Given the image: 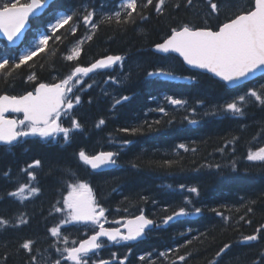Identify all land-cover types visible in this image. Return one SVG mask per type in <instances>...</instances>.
<instances>
[{
	"label": "trees",
	"instance_id": "1",
	"mask_svg": "<svg viewBox=\"0 0 264 264\" xmlns=\"http://www.w3.org/2000/svg\"><path fill=\"white\" fill-rule=\"evenodd\" d=\"M144 2L138 0L139 4ZM121 3L55 0L40 17L31 20L21 44L30 47L36 32L45 31L50 37L47 49L19 69L0 71V95L18 96L33 91L38 83L58 82L77 64L86 67L108 55L123 57L83 78L84 90L78 92L81 103L70 115L61 117L64 127H70L72 118L81 124L67 142L62 133H57L53 137L30 135L14 145L0 146V217L8 220L7 225L0 226V264H27L29 254L20 248L25 240L34 241L32 255L39 264H52L59 258L57 248L72 246L73 241L97 229L72 222L62 225L58 238L48 232L64 219V214L54 212L53 206L62 207L66 185L74 182L69 179L73 173L89 184L93 197L105 208L106 225L116 226L114 221L141 212L155 224L145 240L103 244L89 254L92 259L109 264H120L121 260L124 264H264V238H260L264 229L256 233L264 225V162L247 159L249 151L264 146V105L246 97L240 105L242 115L222 109L250 88L261 90L264 74L228 88L209 75L187 69L175 56L151 50L170 35L172 28L183 24L215 30L230 8L246 7L248 0L223 4L219 21L207 16L205 0H193L192 7L186 0H166L163 13L157 14L150 6L143 10L147 19L136 15L134 23L103 21L120 11ZM177 4L180 7L174 6ZM85 8L95 10L96 30L75 18L55 34L46 29L57 13L71 15L79 10L82 14ZM77 46L80 57L67 61L65 56ZM18 51L0 41V57L18 60ZM160 69L173 72V76L148 75ZM29 75L36 79L29 81ZM122 96L130 99L114 108L115 100ZM169 96L185 103L172 105L166 99ZM100 119L105 123L97 127ZM121 128L139 131L125 133L119 131ZM126 140L130 143L125 145ZM81 149L88 154L119 152L117 166L105 172H90L78 159ZM35 160L41 161V167L34 169L37 180L32 183L41 192L23 202L9 196L19 184L28 183L22 170ZM192 187L196 193L189 191ZM181 207L186 215L173 216L163 223ZM249 207L253 211L249 212ZM20 219L27 223H19ZM252 234L258 235L257 241L243 242L244 236ZM225 243L231 247L217 257ZM112 253H116L115 258ZM179 256L185 260L180 261Z\"/></svg>",
	"mask_w": 264,
	"mask_h": 264
},
{
	"label": "snow or ice",
	"instance_id": "2",
	"mask_svg": "<svg viewBox=\"0 0 264 264\" xmlns=\"http://www.w3.org/2000/svg\"><path fill=\"white\" fill-rule=\"evenodd\" d=\"M166 0H145L139 4L138 0H123L121 10L114 12L112 15L103 18V21L111 24L113 20L117 25L134 23L136 15L141 19H147L143 10L154 6L157 14L164 12ZM229 3V0H205V8L208 9L207 16L214 17L219 21L222 5ZM188 7L193 6V0H186ZM180 7L179 4L174 5ZM48 7V0H0V33L6 37L7 41L15 43L24 35L22 31L29 23V19L38 18L44 9ZM123 12V15L121 14ZM95 10L84 9L81 14L79 10L73 11V14H61L55 20V23H49L47 28L55 34L58 29L69 25L74 18L82 20L83 25L90 27L92 30L98 28L94 22ZM102 21V22H103ZM207 23V21H206ZM74 33L76 28H72ZM39 39L34 45L19 55L18 60L15 57H0V71L5 69H19L39 53H43L48 45L50 37L46 32H39ZM56 40H61L59 35H54ZM92 39V35L88 36ZM155 49L161 53H178L183 61L192 67L204 69L214 74L226 84L238 83L241 80H247L249 77H255L258 72L264 73V0H248L246 7L236 6L230 8L222 22H218L213 27H193L189 24H183L171 29V34L162 43H157ZM81 55L79 46L73 48L70 54L65 56L67 61L78 60ZM123 59L121 56L108 55L101 59L95 60L89 66L84 67L77 64L72 68L70 74L56 83H38L33 91H27L23 95H0V142L12 144L18 138L26 136L53 137L57 133H62L65 142L70 139L73 130L80 129L81 124L76 118L71 119L70 127H64L61 123L62 115L68 116L74 110L75 106L81 103V97L78 92L84 90L82 77L88 76L98 69L108 68ZM149 76H168L172 77L173 72L164 71L163 69L155 72H149ZM36 77L29 75L28 80L33 81ZM114 79V78H110ZM91 87V85H87ZM246 97L254 98V101L264 105V85L261 90L250 88L244 95L237 99L227 102L222 106L223 111L233 114L242 115L240 106L246 101ZM128 96H122L116 99L113 107L120 105L122 102L129 100ZM172 105H182L185 101L175 99L171 96L166 97ZM163 112L164 109L160 108ZM6 113H22L23 118H7ZM195 123L196 121H190ZM105 123L100 119L97 127ZM159 123V121H157ZM149 127H151L149 125ZM120 132L136 133L137 128H121ZM130 141H124L129 144ZM184 147V145H180ZM78 159L83 165L96 171L105 166L115 165L116 157L119 152L99 151L95 154H88L84 149L78 152ZM249 161L264 162V146L257 148L255 151H249L247 156ZM41 167V161L35 160L23 169L28 177V183H21L19 187L8 195L19 198L22 202L29 197L36 196L41 192L38 186L32 182L37 180L34 169ZM8 175L7 172L4 173ZM72 183H67V194L63 196V206H53L56 213L64 214L65 218L60 223L48 229L52 237H60L62 225L72 222L91 224L98 228L87 239H81L79 242L73 241L72 246H65L63 249L57 248L59 258L52 261V264H109V261L99 259L95 260L89 255L95 253V250L103 246L100 238L106 237L109 242H127L134 241L144 234L145 228L154 223L153 220L141 215L133 219H128L121 227L104 226L105 208L101 207L92 195V189L87 182L81 181L74 173L69 176ZM184 186L181 185V188ZM190 192L196 193L197 189L192 187ZM59 201L57 205H59ZM254 203V202H253ZM195 211L198 213L200 209ZM251 212L253 209L248 208ZM184 207L176 211L171 216L164 218L163 223L167 224L173 219V216L186 215ZM219 215V213H218ZM227 220V217L224 218ZM243 219V217L241 218ZM19 223L24 224L27 221L20 219ZM115 224H121V221H114ZM8 220L0 217V226L7 225ZM261 228L256 229L260 234ZM252 234L243 237V242L257 241L258 235ZM264 238V236L260 237ZM67 245L68 240L64 241ZM34 241L25 240L20 248L29 254L27 264H39L35 255H32ZM231 247L225 243L216 253L220 257L226 250ZM164 255V253H161ZM264 255V254H262ZM116 257V253H112ZM143 259V257H141ZM180 261H184V256H179ZM124 264V260L120 261Z\"/></svg>",
	"mask_w": 264,
	"mask_h": 264
},
{
	"label": "water",
	"instance_id": "3",
	"mask_svg": "<svg viewBox=\"0 0 264 264\" xmlns=\"http://www.w3.org/2000/svg\"><path fill=\"white\" fill-rule=\"evenodd\" d=\"M53 1H54V0H48V6H49V4H50L51 2H53ZM46 9H47V8H46ZM46 9H44V10H46ZM44 10L42 11V13L44 12ZM42 13H41V14H42ZM41 14H40V15H41ZM30 19H32V18L30 17ZM30 19H29V20H30ZM29 27H30V22L26 25L25 29L22 30V31L24 32V35L21 37L20 40H17L15 43H12V42L7 41L6 37H4L2 33H0V40L3 41V42H5L9 47H18V46L22 43V41H23V39H24V37H25V32L29 29ZM166 39H167V38H166ZM163 41H164V40H163ZM163 41H162V42H163ZM162 42H160V43H162ZM151 50H152V52H154V53H156V54H159V55H169V54H172V55L178 57V58L182 61V63L185 65L186 68H188V69H190V70H192V71H198V72H201V73H203V74H207V75L211 76L213 79H215V80H217V81H219V82H222V83H223L224 85H226L228 88H236V87H238V86H240V85H242V84H245V83H247V82H250V81H252V80H254V79H256V78H258L259 76H261V75L264 74V73H260V72H258V73L256 74L255 77H249L247 80H241V81H239L238 83L226 84L225 82H223L222 80H220L218 77L214 76V74L208 72L207 70H204V69H198V68L192 67V66H190V65H187V64L183 61V58L180 57L178 53H161V52H158V51L155 49V46H153V47L151 48ZM89 74H90V73H89ZM5 115L7 116V118H10V119L13 118V117H12L13 115H21L22 118H23L22 113H6ZM22 118H21V119H22ZM18 140H19V138H18L16 141H18ZM16 141H14L13 143H15ZM1 145H5V144L2 143V142H0V146H1ZM114 166H115V165L105 166V167H102L101 169L96 170V171L92 170L90 167H89V169L92 170V171H94V172H100V171L110 170V169H112ZM134 218H135V217H134ZM130 219H133V218H130ZM152 225H153V224H152ZM152 225L147 226V227L145 228V231L151 229ZM120 227H121V231H124V229L122 228V226H120ZM106 228H109V227H106ZM103 238L107 239L106 237H102V238H100V239H103ZM143 238H144V234H142V236L138 237V238H137L136 240H134V241H127V242L132 243V242L140 241V240H142Z\"/></svg>",
	"mask_w": 264,
	"mask_h": 264
},
{
	"label": "bare ground",
	"instance_id": "4",
	"mask_svg": "<svg viewBox=\"0 0 264 264\" xmlns=\"http://www.w3.org/2000/svg\"><path fill=\"white\" fill-rule=\"evenodd\" d=\"M39 32H43V31H38V32H36V35L35 36H37L38 35V33ZM17 57H19V55L17 54ZM87 67V66H86ZM23 95V94H22ZM21 140V139H20ZM19 140V141H20ZM18 142V141H17ZM17 142H15V143H12V144H5V145H1V146H11V145H14V144H16ZM103 151H110V150H103ZM95 154V153H94ZM117 166V163L115 164V167ZM86 168L88 169V170H90L89 169V167L88 166H86ZM90 171H92V170H90ZM108 171V170H107ZM100 172H105V171H100ZM100 172H97V173H100ZM130 218H132V217H130ZM130 218H127V219H125L124 221H126V220H128V219H130ZM124 221H121V222H124ZM149 232V230H146V231H144V238L142 239V241L143 240H145V238H146V234ZM133 244H136V243H133Z\"/></svg>",
	"mask_w": 264,
	"mask_h": 264
},
{
	"label": "rangeland",
	"instance_id": "5",
	"mask_svg": "<svg viewBox=\"0 0 264 264\" xmlns=\"http://www.w3.org/2000/svg\"><path fill=\"white\" fill-rule=\"evenodd\" d=\"M83 78H84V77H82V80H83ZM66 194H67V192H66ZM62 206H63V205H62ZM63 216H64V215H63ZM64 218H65V216H64ZM104 223H106V221H104ZM89 225H91V224H89Z\"/></svg>",
	"mask_w": 264,
	"mask_h": 264
}]
</instances>
